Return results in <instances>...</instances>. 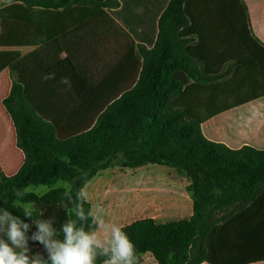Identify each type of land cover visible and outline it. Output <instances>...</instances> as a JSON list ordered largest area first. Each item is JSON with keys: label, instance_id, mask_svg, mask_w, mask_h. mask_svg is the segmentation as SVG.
I'll return each instance as SVG.
<instances>
[{"label": "crops", "instance_id": "0c3cea01", "mask_svg": "<svg viewBox=\"0 0 264 264\" xmlns=\"http://www.w3.org/2000/svg\"><path fill=\"white\" fill-rule=\"evenodd\" d=\"M117 2L113 13L93 6L0 5V167L6 176H14L25 161L3 105L12 73L19 74L27 101L54 124L59 140L90 130L107 106L137 83L142 61L133 33L150 36L170 0ZM185 12L192 22L178 34L196 39L188 54L203 61L209 74L229 63L237 67L231 78L207 85L175 72L184 89L172 106L186 109L209 139L231 148L264 149V0H187ZM65 58L76 71L53 83L48 70ZM206 244L210 255L202 264H264V192L214 225Z\"/></svg>", "mask_w": 264, "mask_h": 264}, {"label": "trees", "instance_id": "16d2710c", "mask_svg": "<svg viewBox=\"0 0 264 264\" xmlns=\"http://www.w3.org/2000/svg\"><path fill=\"white\" fill-rule=\"evenodd\" d=\"M14 1L56 10L93 6L112 13L118 4L117 0H0V5ZM186 2L170 0L150 36L133 33L138 41L137 57L142 61L139 79L109 104L86 132L59 140L54 124L39 116L27 101L19 74H11V92L3 105L14 123L17 146L25 161L10 177L0 167V208L29 224L53 218L57 238L63 239L61 225L76 219L74 212L68 213L76 207L77 193L99 171L109 169L118 159L130 168L159 165L190 180L192 216L168 225L145 219L122 226L135 245L136 264H141L147 253L158 264H202L209 259L206 241L212 227L245 209L264 192V149L249 145L231 148L209 139L186 109L172 106L184 89L175 72L182 71L194 82L207 85L231 78L237 67L229 63L221 72L209 74L203 61L188 54L187 46L196 39L178 34L192 22L185 12ZM75 71L73 61L65 58L50 67L48 75L58 83ZM61 182L69 188L59 186ZM30 186L50 190L37 194L27 190ZM16 190L23 195L16 196ZM17 201L34 205L31 219L23 215L22 207H13ZM83 208L87 214L90 203L85 202ZM215 213L222 214L214 217ZM81 225L91 231V218L77 221V227ZM35 231L33 224L28 235ZM28 246L30 256L40 253L47 259L39 241L29 240ZM103 259L99 257L96 264H102Z\"/></svg>", "mask_w": 264, "mask_h": 264}, {"label": "clouds", "instance_id": "9594fccd", "mask_svg": "<svg viewBox=\"0 0 264 264\" xmlns=\"http://www.w3.org/2000/svg\"><path fill=\"white\" fill-rule=\"evenodd\" d=\"M22 195V191L16 190V196ZM77 201L68 213L71 216L74 212L76 219H68L59 230L63 239L57 238L59 233L53 226V218L29 224L7 208H0V264H96L99 257H105L102 264H136L135 245L120 226L106 223L93 208L85 214L83 204L88 202L85 189L77 193ZM13 207H22L23 215L31 219L30 203L20 205L17 201ZM89 217L96 225L95 230L86 231L83 225L77 227V221ZM33 224L36 231L29 236ZM99 230H103V237ZM29 240L44 246L47 259L40 253L29 255Z\"/></svg>", "mask_w": 264, "mask_h": 264}, {"label": "rangeland", "instance_id": "374dc122", "mask_svg": "<svg viewBox=\"0 0 264 264\" xmlns=\"http://www.w3.org/2000/svg\"><path fill=\"white\" fill-rule=\"evenodd\" d=\"M60 185L69 188L67 183ZM189 185L188 177L175 169L159 165L130 168L118 159L109 169L99 171L84 189L91 208L97 210L106 223L122 227L145 219L162 225L190 219L193 198ZM44 189L43 186L29 188L34 192ZM31 206L34 209V205ZM221 214L215 213L214 217ZM95 229L92 223L91 231ZM99 232L103 237V230ZM141 264L158 263L147 254L142 256Z\"/></svg>", "mask_w": 264, "mask_h": 264}]
</instances>
